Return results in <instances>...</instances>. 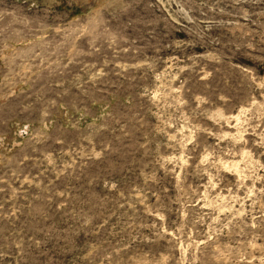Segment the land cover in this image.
Listing matches in <instances>:
<instances>
[{
  "label": "rangeland",
  "instance_id": "rangeland-1",
  "mask_svg": "<svg viewBox=\"0 0 264 264\" xmlns=\"http://www.w3.org/2000/svg\"><path fill=\"white\" fill-rule=\"evenodd\" d=\"M0 264H264V0H0Z\"/></svg>",
  "mask_w": 264,
  "mask_h": 264
}]
</instances>
